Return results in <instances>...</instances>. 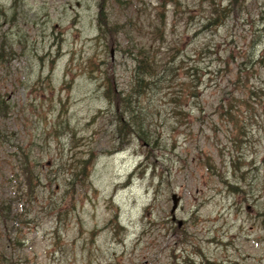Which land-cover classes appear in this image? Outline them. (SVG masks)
<instances>
[{"label": "rangeland", "instance_id": "1", "mask_svg": "<svg viewBox=\"0 0 264 264\" xmlns=\"http://www.w3.org/2000/svg\"><path fill=\"white\" fill-rule=\"evenodd\" d=\"M0 100V264H264V0H0Z\"/></svg>", "mask_w": 264, "mask_h": 264}, {"label": "trees", "instance_id": "2", "mask_svg": "<svg viewBox=\"0 0 264 264\" xmlns=\"http://www.w3.org/2000/svg\"><path fill=\"white\" fill-rule=\"evenodd\" d=\"M104 35L107 34L103 29L100 30ZM159 59V58H158ZM138 61L134 59L136 62L135 68L133 71V83L131 87V91L126 94H118L113 97V105L117 110H120V114L118 116V126L128 129L129 127L133 128L134 135L138 138H142L143 140L150 142L152 135L147 133L144 124V117L140 116V113L137 108V100L139 96L142 94V86L144 85L146 87L148 79H150L153 76H160L161 72H158V64L160 63L159 60H154L153 54L148 52L145 53L144 58H138ZM144 93V92H143ZM0 105H4L6 108H8V105L5 104L4 101L0 100ZM125 129H119V135L125 131ZM141 132V134H140ZM28 156L20 153V156H18L19 161L18 168H19V174L17 175L19 179L21 180L20 183L22 185L23 179L27 183V188L24 189L26 193H30L32 189V182L34 180V177L32 179L31 174L29 173L27 167V158ZM86 161H83V167L75 166L73 174H71L70 179L66 177L64 179L65 182H69L68 184H65L66 187H68L71 190H75V185L81 181V177L85 175V164ZM62 165V164H61ZM17 168V169H18ZM81 168V169H80ZM71 169L70 173L73 171V168ZM79 169L78 172L76 170ZM71 207H73L72 203H69Z\"/></svg>", "mask_w": 264, "mask_h": 264}, {"label": "water", "instance_id": "3", "mask_svg": "<svg viewBox=\"0 0 264 264\" xmlns=\"http://www.w3.org/2000/svg\"><path fill=\"white\" fill-rule=\"evenodd\" d=\"M171 200H172V208H171V213H174L177 209V205H178V198L175 195L171 196ZM173 215V214H172ZM180 224V223H179Z\"/></svg>", "mask_w": 264, "mask_h": 264}]
</instances>
